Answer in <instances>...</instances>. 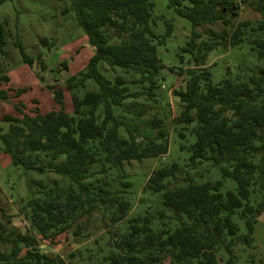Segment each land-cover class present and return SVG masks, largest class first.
I'll return each instance as SVG.
<instances>
[{"label":"trees","instance_id":"trees-1","mask_svg":"<svg viewBox=\"0 0 264 264\" xmlns=\"http://www.w3.org/2000/svg\"><path fill=\"white\" fill-rule=\"evenodd\" d=\"M6 1L0 0V7ZM59 1L69 3L65 12H74L94 54L66 80L65 90L48 87L59 109L30 114L16 105L21 117L2 118L0 110V121L10 124L7 133L0 130L3 153L13 166L44 178L28 184L21 207L32 232L0 221V264H72L75 254L65 258L47 248L72 230L74 237L85 238L81 221L89 224L96 214L107 228L128 222L124 233H112L109 253L99 264H237V246L252 247L264 214V66L228 69L215 82L207 61L217 49L247 45L264 62V0H168V7L192 25L178 54L182 65L188 58V66L169 71L185 79V87L174 91L180 104L173 120L176 134L194 143L186 167L176 162L148 177L143 192L160 195L163 207L133 218L125 166L167 155L170 135L157 117L151 134L136 133L131 118L144 114L140 107L157 103L160 74L167 68L158 48L173 25L167 22L165 36L154 34L155 0ZM242 5L261 18L239 21ZM5 46L6 24L0 20L2 59ZM15 46L33 67L20 39ZM0 82L10 78L0 74ZM65 91L72 113L66 110ZM10 99L9 91L0 89V101ZM204 162L211 167L197 172ZM213 167L220 180H195ZM226 179L235 182V190L224 191Z\"/></svg>","mask_w":264,"mask_h":264},{"label":"rangeland","instance_id":"rangeland-1","mask_svg":"<svg viewBox=\"0 0 264 264\" xmlns=\"http://www.w3.org/2000/svg\"><path fill=\"white\" fill-rule=\"evenodd\" d=\"M68 6V2L59 0H7L0 7V20L6 24V57L0 58V74L10 78L8 83L0 82V89L8 90L11 98L9 102L0 101L1 118L4 115L21 117L15 109L16 105H20L23 112L30 114L37 108L43 113L59 109L48 87L55 86L56 89L65 90L66 80L83 70L93 56L94 50L88 44L87 36L79 26L74 12H65ZM152 16L151 27L157 36L166 35L167 22L173 25L172 35L166 38L164 46L158 48V56L167 68L160 74L163 80L161 89L157 92V103L140 107L138 111L143 110L144 114L133 116L131 127L136 133L151 134L152 122L157 117L161 119L162 126L170 135V146L168 154L163 157L132 162L125 166L134 204L129 218L155 212L163 207L160 195L143 192L148 177L154 170L176 162L183 168L186 167L191 157L189 147L194 143V138L181 140L176 134L173 120L180 111V104L174 96V91L185 87V79L169 71L172 67H175L177 72L180 67L188 66V58L182 65L178 54L192 34V25L168 7V0H155ZM260 18L259 14L242 5L239 21H257ZM216 29H221V26H216ZM17 39L22 42L26 54L34 59L33 67L23 62V57L15 46ZM206 39L207 37L203 36V40ZM44 40L47 44L42 43ZM64 62L68 63L67 68L62 66ZM258 66H264V62L259 63L255 53L251 52L247 45L217 49L211 52L207 61V67H211L215 82H219L228 69L236 73L239 68L254 70ZM24 89L25 93L17 97V91ZM64 94L66 110L72 113L70 94L67 91ZM9 127L10 124L0 121V130L3 133H7ZM210 167V163L204 162L197 172ZM195 173L194 170L192 175ZM50 177L58 178L54 175ZM40 179L44 178L36 172L13 166L10 158L3 153L0 142V221L10 222L11 227L23 233L33 231L22 214L21 207L29 195L28 184ZM208 179L220 180V170L213 167L205 177L195 175V180L199 183ZM224 184L225 192L236 189V184L231 179L224 180ZM87 221L86 218L81 221L87 228L85 238L74 237L72 230L69 234L60 236L57 244L47 248V251L65 258L75 254L72 264H99L98 260L109 253L108 243L112 233L115 230H119V234L124 233L128 222L107 228L98 214L89 224ZM253 238L252 247L237 246V264H264V214L258 219ZM46 245L48 243H44L42 247L45 248Z\"/></svg>","mask_w":264,"mask_h":264}]
</instances>
